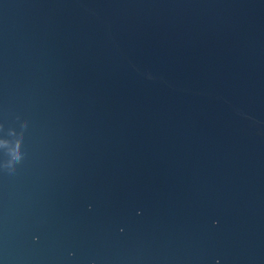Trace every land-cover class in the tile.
Returning a JSON list of instances; mask_svg holds the SVG:
<instances>
[{"label": "water", "instance_id": "1", "mask_svg": "<svg viewBox=\"0 0 264 264\" xmlns=\"http://www.w3.org/2000/svg\"><path fill=\"white\" fill-rule=\"evenodd\" d=\"M0 261L264 264V0H0Z\"/></svg>", "mask_w": 264, "mask_h": 264}, {"label": "clouds", "instance_id": "2", "mask_svg": "<svg viewBox=\"0 0 264 264\" xmlns=\"http://www.w3.org/2000/svg\"><path fill=\"white\" fill-rule=\"evenodd\" d=\"M0 264H3V261H0ZM217 264H219V262L217 261Z\"/></svg>", "mask_w": 264, "mask_h": 264}, {"label": "snow or ice", "instance_id": "3", "mask_svg": "<svg viewBox=\"0 0 264 264\" xmlns=\"http://www.w3.org/2000/svg\"><path fill=\"white\" fill-rule=\"evenodd\" d=\"M121 230H123V229H121Z\"/></svg>", "mask_w": 264, "mask_h": 264}]
</instances>
